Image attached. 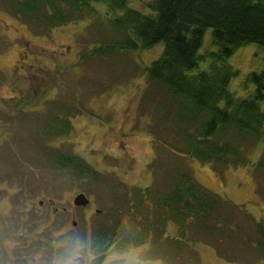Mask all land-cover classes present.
<instances>
[{
    "label": "rangeland",
    "instance_id": "obj_1",
    "mask_svg": "<svg viewBox=\"0 0 264 264\" xmlns=\"http://www.w3.org/2000/svg\"><path fill=\"white\" fill-rule=\"evenodd\" d=\"M127 1L129 7L149 12L147 4L151 0ZM96 7L101 19L113 16L104 5ZM87 22L38 32L11 14L0 0V71L10 81L0 86V108L4 110L0 112V264H62L77 251L73 264H95L97 257L103 258L99 264H264V253L245 239V233H256L251 217L264 226V173L251 172L250 166L221 167L193 159L186 161L193 178L248 214L236 209L232 212L240 233L157 222L148 228V244L110 251L104 257L94 252L93 237L98 230L112 226L114 212L117 223H125L129 229L140 222L133 223V204L129 212L124 211L125 199L129 201L136 191L149 187L163 194L168 181L162 180V170L173 160L163 152L158 158L159 168L149 171L154 159L151 129L158 131L160 123L152 115V103L144 100L145 94L156 100L166 95L147 89L150 87L142 70L160 56L162 44L149 51L104 60L87 57L79 63L87 44L91 47L113 35L95 22L87 27ZM210 34L208 29L204 45ZM254 51L255 46L248 45L229 58L237 75L228 88L236 96L245 95V75L263 67ZM27 93L30 108L40 107L31 105L41 96L39 102L56 95L67 108H78L80 113L70 119L69 135L45 143L30 130L28 122L32 124L29 120L34 115L27 114V121L24 112L17 120L9 119V111L2 107H13L15 99L11 98L19 99ZM49 144L53 150L84 159L102 174L99 181L78 180L69 171L54 169L46 152ZM253 145H245L244 156L256 163L263 142L252 151ZM79 193L86 195L90 205L74 206ZM148 203L152 208L154 202L149 199ZM163 228L157 246L167 255L150 261L151 252L157 249L153 245L156 234Z\"/></svg>",
    "mask_w": 264,
    "mask_h": 264
},
{
    "label": "trees",
    "instance_id": "obj_2",
    "mask_svg": "<svg viewBox=\"0 0 264 264\" xmlns=\"http://www.w3.org/2000/svg\"><path fill=\"white\" fill-rule=\"evenodd\" d=\"M3 3L11 14L27 21L38 32L49 33L84 20L90 21L87 27L95 22L106 31L111 30L110 38L84 47L87 50L80 53L79 63L87 57L104 60L163 46L160 56L142 71L150 87L147 89L166 95L156 100L147 93L144 99L152 103V115L160 123L156 126L157 133L151 129L154 159L148 165L149 171L159 168L158 158L163 152L173 160L162 170V180L168 181L166 191L161 194L149 187L136 191L133 199H125L124 211L129 212L133 204V223L140 222L129 229L125 223H117L114 212L112 226L98 230L93 237L94 252L104 257L110 251L122 252L148 244V228L157 222L164 226L174 222L223 233L226 230L227 234L240 233L232 212L236 209L248 214L199 184L186 161L193 159L230 168L250 166L251 172L254 169L264 173V0H151L147 14L129 7L127 0H3ZM97 4L104 5L113 16L101 19ZM208 29L210 40L204 45ZM248 45L255 46V55L259 62L262 60L263 67L245 75V95L240 97L228 88L237 75L228 61L235 51ZM9 82L0 71V86ZM29 97L30 93L19 99L11 98L15 99L13 107H2L9 111V119L17 120L24 112L27 121L30 117L27 114L34 115L29 120L32 124L28 122L30 130L45 143L69 135L70 119L80 113L78 108H67L57 100V95L39 102L41 96L31 105L40 107L30 108L26 102ZM259 142H263V151L259 160L252 163L244 156V147ZM48 146L46 152L54 169L69 171L78 180L99 181L102 174L84 159ZM148 198L154 202L152 208L148 207ZM251 220L256 233H245L246 242L264 253V226L252 217ZM164 229L156 234L154 248H160L157 245ZM157 249L151 252L150 261H159V255L162 259L166 257V251ZM102 259L97 257L96 263Z\"/></svg>",
    "mask_w": 264,
    "mask_h": 264
},
{
    "label": "water",
    "instance_id": "obj_3",
    "mask_svg": "<svg viewBox=\"0 0 264 264\" xmlns=\"http://www.w3.org/2000/svg\"><path fill=\"white\" fill-rule=\"evenodd\" d=\"M39 204L41 205L42 203H39ZM73 204L76 207H86L89 204V200L85 196V194L80 193L77 196H75Z\"/></svg>",
    "mask_w": 264,
    "mask_h": 264
},
{
    "label": "clouds",
    "instance_id": "obj_4",
    "mask_svg": "<svg viewBox=\"0 0 264 264\" xmlns=\"http://www.w3.org/2000/svg\"><path fill=\"white\" fill-rule=\"evenodd\" d=\"M78 255H79V252L78 251L77 252H74L72 254V256H70L69 258H67L66 260H64L62 262V264H73V257L74 256H78ZM105 264H108V261H106ZM130 264H131V262H130Z\"/></svg>",
    "mask_w": 264,
    "mask_h": 264
},
{
    "label": "flooded vegetation",
    "instance_id": "obj_5",
    "mask_svg": "<svg viewBox=\"0 0 264 264\" xmlns=\"http://www.w3.org/2000/svg\"><path fill=\"white\" fill-rule=\"evenodd\" d=\"M160 263V262H159ZM96 264V263H95ZM161 264V263H160Z\"/></svg>",
    "mask_w": 264,
    "mask_h": 264
},
{
    "label": "bare ground",
    "instance_id": "obj_6",
    "mask_svg": "<svg viewBox=\"0 0 264 264\" xmlns=\"http://www.w3.org/2000/svg\"><path fill=\"white\" fill-rule=\"evenodd\" d=\"M147 150V149H146Z\"/></svg>",
    "mask_w": 264,
    "mask_h": 264
}]
</instances>
